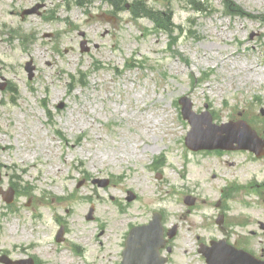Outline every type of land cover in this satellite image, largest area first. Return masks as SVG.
Instances as JSON below:
<instances>
[{"label": "rangeland", "instance_id": "374dc122", "mask_svg": "<svg viewBox=\"0 0 264 264\" xmlns=\"http://www.w3.org/2000/svg\"><path fill=\"white\" fill-rule=\"evenodd\" d=\"M225 1L202 0L211 14L196 13L192 0L126 1L173 12V22L161 13L173 40L124 5L113 14L102 0H0V256L64 264L70 255L61 248L73 246L88 262L71 264H121L129 226L154 210L167 226L180 224L178 264L185 253L189 264H204L193 257L195 237L222 233V209L224 226L239 214L232 228L260 249L264 161L243 149L192 151L178 103L187 95L214 123L243 118L264 134V19L228 15ZM227 1L264 15V0ZM37 5L38 14L22 16ZM242 129L214 132L230 138ZM94 177L110 182L100 187ZM251 181L261 186L222 191ZM11 183L23 192L9 204L1 191Z\"/></svg>", "mask_w": 264, "mask_h": 264}, {"label": "trees", "instance_id": "16d2710c", "mask_svg": "<svg viewBox=\"0 0 264 264\" xmlns=\"http://www.w3.org/2000/svg\"><path fill=\"white\" fill-rule=\"evenodd\" d=\"M80 2H83V0H80ZM113 2L115 3V4H117V7H123V5L125 4L124 2V0H113ZM135 3H137V2H135ZM227 3H229V2H227ZM228 6H230V5H228ZM135 10H137V11H139V12H146V13H149L150 15H152L154 18H156L157 19V21H159L161 24H166V23H168L162 16H161V13L159 12V11H153V10H151L150 8H148L147 6H146V4L143 2V3H137L136 5H135ZM237 12H239V13H241V10L239 9ZM170 20V19H169ZM171 21V20H170Z\"/></svg>", "mask_w": 264, "mask_h": 264}, {"label": "water", "instance_id": "95a60500", "mask_svg": "<svg viewBox=\"0 0 264 264\" xmlns=\"http://www.w3.org/2000/svg\"><path fill=\"white\" fill-rule=\"evenodd\" d=\"M34 11V9L33 10H28V12H33ZM186 101L184 100V103H185ZM190 104H188V105H186L185 106V111H186V109L188 108L189 110H190ZM254 133V132H253ZM191 146V145H190ZM207 146H209L210 147V145H207ZM211 146H213V145H211ZM215 146V145H214ZM225 147H228V146H225ZM249 147H251L252 149H255V150H259V148L258 147H253V146H249ZM62 233V232H61ZM60 233V234H61ZM62 235V234H61ZM8 264H10V262L8 261ZM125 264H127V261H125ZM229 264V263H228ZM231 264H235V263H231ZM241 264H257V262L256 261H252V260H247L246 262L245 261H242V263Z\"/></svg>", "mask_w": 264, "mask_h": 264}, {"label": "bare ground", "instance_id": "6f19581e", "mask_svg": "<svg viewBox=\"0 0 264 264\" xmlns=\"http://www.w3.org/2000/svg\"><path fill=\"white\" fill-rule=\"evenodd\" d=\"M6 149H7V147H5ZM34 154H35V152H33ZM0 215H3V213H0ZM19 227V225H13V227H12V229L14 228L15 230H17V228ZM75 260L74 259H72V257H68L67 259H66V261L64 262V264H71V263H73Z\"/></svg>", "mask_w": 264, "mask_h": 264}, {"label": "flooded vegetation", "instance_id": "af4514ba", "mask_svg": "<svg viewBox=\"0 0 264 264\" xmlns=\"http://www.w3.org/2000/svg\"><path fill=\"white\" fill-rule=\"evenodd\" d=\"M238 247H241V244L239 243V239L235 238V244ZM262 252L260 253V256L264 257V248H261Z\"/></svg>", "mask_w": 264, "mask_h": 264}]
</instances>
